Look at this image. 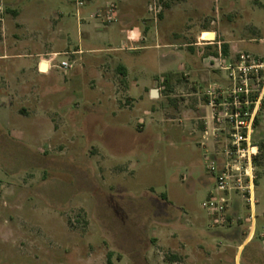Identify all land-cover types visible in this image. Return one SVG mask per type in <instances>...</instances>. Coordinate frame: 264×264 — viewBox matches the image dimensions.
<instances>
[{"label":"rangeland","instance_id":"obj_1","mask_svg":"<svg viewBox=\"0 0 264 264\" xmlns=\"http://www.w3.org/2000/svg\"><path fill=\"white\" fill-rule=\"evenodd\" d=\"M102 1L116 3L117 21L85 39L87 23L77 27L73 0H0V264H187L185 227L227 232L223 225L234 223L248 231L255 206L254 244L264 246V70L247 82L252 101L261 96L251 195L242 177V190L222 195L214 213L202 204L232 147L225 124L207 117L223 110L209 101H224L207 92L211 83L229 84L209 65L206 75L195 74L185 58L213 61L216 46L203 41L215 31L232 44L228 62L238 65L243 55L264 67V0H156L155 29L160 44L175 45L171 56L169 49L132 50L137 26L120 34L126 1L134 3V22L152 32L154 0ZM81 36L121 49L113 54L134 57L144 73L119 70L118 57L106 53L60 55L56 63L66 59L72 69L47 72L30 56L74 51ZM160 55L162 64H175L158 75ZM206 235L221 250L195 264H233V245ZM255 260L264 264V253Z\"/></svg>","mask_w":264,"mask_h":264},{"label":"crops","instance_id":"obj_2","mask_svg":"<svg viewBox=\"0 0 264 264\" xmlns=\"http://www.w3.org/2000/svg\"><path fill=\"white\" fill-rule=\"evenodd\" d=\"M85 5L83 6H77L75 4V15H76V22H77V27L80 29L82 27V25H86L87 27V31L84 32V38L85 39H89L92 38L94 36H99L101 37L103 34L102 32L105 31V26L106 24L102 23L101 20L95 19L96 21H93L94 19L91 18V15H93L94 13H96L99 10H102L105 8V6H107L108 4H114L115 7L117 8V5L115 2H103L102 0H85ZM126 10L123 13L122 17V26H121V31L120 34L124 35V36H128V34L133 33L134 30L133 28L137 26L138 28V35L139 38L138 43L136 45V47H131L132 50L135 49L134 51H138V53L143 52V51H157L159 49H163V50H167L169 49V53H166L164 55H173L174 53L172 49L173 46H175L174 44H160V40H159V36H158V30H156V25H157V20L155 21L153 19V25L154 28L152 30V32H150L151 27L148 25H144L143 20H141L140 24H136V22H134V7L132 2L127 3L126 1ZM78 14V17H77ZM159 18H161V15H159ZM85 20V22H83ZM98 20V21H97ZM117 21V12L115 10V20L112 22H116ZM149 28V30L146 32L145 36L143 34L145 28ZM151 33V34H150ZM213 34V39L211 40L212 43L216 46V53H214L215 57L214 59H217L219 54L223 57L224 63H230L228 62V57H227V53L224 54L223 50H222V45H227V50L232 49V44L229 41L226 42H222L219 41L217 38V33L215 31L211 32ZM202 34V33H201ZM83 36H81L80 42H81V46L85 47L86 50H83V48L78 47L76 50L74 51H68V52H58L57 50H53V49H48L46 51H39V52H35L34 54L30 55L32 58H38L40 61H45L46 59H42L43 57H49L51 55L57 54V55H67V56H74V55H84V54H92V55H96V54H101V53H106L109 55H115L113 54L114 52H116L117 50H121V49H114V48H105V47H97L94 46L92 44L89 43H84L83 42ZM137 42V41H136ZM147 43V45H145ZM160 45L162 47H160ZM199 45V44H198ZM121 48V47H120ZM123 50V49H122ZM164 55H160L158 57V67L160 66V72H158V75L160 74H164L166 72L165 67L168 66H174L171 64H175V62L170 61L169 64H162L161 63V58ZM58 56V57H59ZM57 57V58H58ZM120 60L121 63H119L120 65L118 66V69L122 71H126L129 73L130 69L133 71H136V73L138 74H143V71H139L140 69V62H136L134 59V57L128 55V54H122V55H118L117 56ZM186 61L188 63V65L191 67V69H193L194 73L197 75H206L205 72V68H207L206 66H210L211 68H216L215 63H213L212 61H210V57H203V59H201L200 63H196L194 57L191 56H186ZM230 58V56H229ZM142 63V62H141ZM45 64V63H44ZM197 64L200 66V69L197 67ZM41 66V65H40ZM177 65H175L176 67ZM143 69V68H141ZM224 74V73H223ZM97 76H99L100 79H103L102 75H100L99 73H97ZM225 78L226 76L223 75ZM130 82L132 83V86H136L137 85V81H134V79H130ZM225 83H228L227 79L224 80ZM224 87L222 84H218V83H211L209 85V87ZM151 91V90H149ZM129 92V91H127ZM210 117V115L207 113V117ZM207 123V121H206ZM223 227H226L228 229H230L227 232H209V233H204L202 231H199L197 229L194 228H187L185 227L184 229V239H185V244H186V260H187V264H195L197 259L203 258V259H208L211 255V253H219L220 252V248L219 246H214V245H210L206 239H205V235L206 236H211L213 238L216 239H222L230 244L233 245V259L232 262L233 264H240V261L242 259H244L246 264H256V260L255 258H257L258 253L262 254L264 253V246H260L258 243L254 244V240L256 238L257 232H258V225H257V211H256V206L254 207V214L252 215V219L251 222L249 224V229L248 231H243L242 232V228L240 229L239 227H235L234 223L228 224L226 223L225 225H223ZM260 239H264V232L260 233L259 235ZM212 241V240H211ZM219 245V244H218ZM212 251V252H211ZM200 257V258H199ZM210 259V258H209Z\"/></svg>","mask_w":264,"mask_h":264},{"label":"built area","instance_id":"obj_3","mask_svg":"<svg viewBox=\"0 0 264 264\" xmlns=\"http://www.w3.org/2000/svg\"><path fill=\"white\" fill-rule=\"evenodd\" d=\"M73 1H75L77 6H83L86 2L85 0ZM115 10L116 7L114 4H108L104 9L91 15V18L101 20L102 23L107 25L115 20ZM161 11L162 7L156 0L152 1L148 6V12L155 21L161 14ZM203 42L210 44L209 42H211V40H204ZM58 56L59 55L54 54L43 61L47 67L46 72L51 69H58L61 71H70L72 69V64L66 59L56 63ZM64 56L66 57L67 55L65 54ZM239 58L240 62L238 65H233L232 63L225 64L220 54L217 59L212 61L215 63L216 68L225 73L229 87H209L207 95L210 98H215L216 96V98H222L224 101L218 104L213 101L208 102V106H211L212 109H223L222 111L212 113L210 119L213 121L216 120L219 124H225V129L228 130L229 137L231 138L230 144L232 147L228 152L227 161L216 174L214 194L210 193L207 202L202 204V208L209 209L214 213H219L223 208L219 206L226 202V199L222 197V195H229L233 191L242 190V177L247 179L244 189L247 190L249 195H251L253 189L252 159L257 154V146L251 144V135L253 121L261 96H259L257 102L252 101V90L251 88L249 89L247 82L252 79V77L258 79V70H264L262 69L264 67L259 63H255L253 60L250 61L248 56L241 55ZM218 90L222 91L219 92ZM252 106L253 109L250 110ZM213 111L215 110L213 109ZM242 160L244 161V165H239ZM207 167L213 170L215 168V163L210 162Z\"/></svg>","mask_w":264,"mask_h":264},{"label":"water","instance_id":"obj_4","mask_svg":"<svg viewBox=\"0 0 264 264\" xmlns=\"http://www.w3.org/2000/svg\"><path fill=\"white\" fill-rule=\"evenodd\" d=\"M150 97L151 98H157L158 97V90H151L150 91Z\"/></svg>","mask_w":264,"mask_h":264},{"label":"trees","instance_id":"obj_5","mask_svg":"<svg viewBox=\"0 0 264 264\" xmlns=\"http://www.w3.org/2000/svg\"><path fill=\"white\" fill-rule=\"evenodd\" d=\"M222 50H223V53L226 54V53H227V46L222 45ZM121 70H122V69H121Z\"/></svg>","mask_w":264,"mask_h":264}]
</instances>
